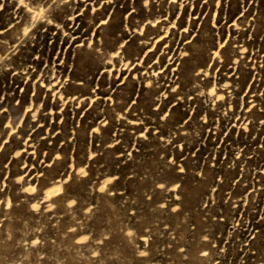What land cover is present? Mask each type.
Returning <instances> with one entry per match:
<instances>
[{
	"label": "rangeland",
	"instance_id": "rangeland-1",
	"mask_svg": "<svg viewBox=\"0 0 264 264\" xmlns=\"http://www.w3.org/2000/svg\"><path fill=\"white\" fill-rule=\"evenodd\" d=\"M0 4V40L7 41L0 44V68H10L0 73V264H264V0H220L219 6L196 0L191 7L161 0L148 8L144 0H77L64 10L75 21H57L71 39L52 27L39 31L38 23L35 41L19 39V25L10 29L12 0ZM253 13L256 33L233 27H245ZM121 44L125 62L141 61L131 74L113 70L118 59L105 71V60ZM241 45L248 51L241 53ZM218 50L222 63L214 59ZM182 51L190 55L181 57ZM157 57L159 67L151 70L165 71L149 89L142 73ZM234 59L240 60L237 75ZM53 64L60 81H70L66 89L55 84L53 92L84 102L61 112L48 93L33 122L24 116L32 85L41 73L51 77ZM156 79L169 91L172 80L179 85L159 108L155 98L164 88L155 87ZM213 79L217 86L236 82L230 107L223 92H217L226 96L223 103L196 97L193 85H209L204 90L211 93ZM52 83L44 79L46 87ZM116 113L125 119L117 122ZM165 113L169 118L161 120ZM105 118L108 126L94 134ZM114 140L120 143L108 147ZM205 251L209 255L201 256Z\"/></svg>",
	"mask_w": 264,
	"mask_h": 264
},
{
	"label": "clouds",
	"instance_id": "clouds-1",
	"mask_svg": "<svg viewBox=\"0 0 264 264\" xmlns=\"http://www.w3.org/2000/svg\"><path fill=\"white\" fill-rule=\"evenodd\" d=\"M77 2V0H39V2H37V0H12V3H14L16 5V9L14 12V16H16V21L14 24H12L10 26L11 28H15L17 27V25L20 26V31H21V35L19 37V39L23 40L24 38H28L30 41H35L37 38V28H38V23H39V31L42 32H47L48 27H52L57 29L61 34L62 37H68V38H72L70 37L69 32L64 31V24L63 23H59L57 21L61 20L64 17H67V19H71L72 21H75L76 16L75 15H68L67 12H64L66 8V6H72ZM104 3L106 4H111L113 3V0H103ZM152 2H161V0H144V6L145 8H148L150 3ZM177 0H169V4H174L176 3ZM196 0H181V7L187 5L189 7L193 6L195 4ZM209 2V0H202V5L203 4H207ZM215 3L217 6H219L220 4V0H215ZM34 6H38L39 7V11H35ZM3 9V4H0V10ZM21 10L22 13H21ZM98 9L93 8L92 11L93 13H95ZM248 9L245 8L243 12L240 13L241 16H244V13L247 12ZM82 15V13H81ZM256 19H257V14L253 13L251 16L246 17L245 18V27H241L240 25H233V27H235L237 29V31H248V29H251L252 32L256 33ZM150 24H152V22H149ZM160 21H156L155 24H159ZM103 24L107 25L108 21L105 20L103 21ZM155 24H153L152 26L155 27ZM173 28L176 27V25H172ZM8 29V30H10ZM6 30V31H8ZM189 29L188 28H184L183 31L187 32ZM55 32L52 33L53 36H55ZM4 33H0V36H3ZM140 35H143V33H140ZM249 39H251V32L249 33ZM7 43L6 40H0V44H5ZM188 43H191V41H188ZM81 47H83V45H81ZM225 45H220V48H224ZM88 48L89 50L92 49V43L90 42L88 44ZM165 48H167V45H165ZM120 49L121 51H118L115 53V56H109L106 60H105V71H108L107 65H113V59H118L120 61V68H116L115 65H113V70L114 71H121V70H127V72L129 74H131L133 72V69L136 68L138 66V64L141 63L140 59L137 58V60L135 62L129 60L127 62H125V56L123 54V49H124V44L120 45ZM149 52L152 51V49L148 50ZM239 51L241 53L247 52L248 50L246 48H244L242 45L239 46ZM96 52L99 53L100 55H104V53L101 51V49L99 47L96 48ZM148 53H145V56H147ZM167 51H161L160 52V56H167ZM190 55V53L188 51H182L181 52V57H188ZM38 59V58H37ZM215 60H220L221 63L222 58L220 55V51L218 50L215 54L214 57ZM241 59H243V56H241ZM169 60H171V57H169ZM0 63H2V61H0ZM240 66V60L234 59L233 63H232V68L234 69V71L232 72V75H237L235 69L238 68ZM264 66V65H262ZM155 67H159V57H157V59L155 61H153V63L148 65V68L142 73V75L144 77H147L146 80H142V83H146L147 87L149 89L153 88V78H159L161 75L164 74L165 69L164 68H160V70L158 71H153L151 69L155 68ZM45 68L47 69V65H45ZM55 69H56V65L53 64V67L51 69L53 75L51 77H45V75L43 73H41V78L39 80H37L35 83H33L32 85V100L30 101L29 105L26 107L25 111H24V116L27 117L29 114H31V120L33 122H37L38 121V117H40V115L43 113V109H44V98L47 97L48 93H52V100L53 102L59 101L60 102V111L63 112L64 108L69 105L70 103H74V104H80L83 103L84 101L82 99H78V98H69V99H65V94L64 92H61L60 90H57L55 92H53V88L55 87V84H60V87L62 89H66L67 86L69 85L70 81L65 79L63 82L60 81V79L58 78V76L55 74ZM10 68H0V73H3L4 71H9ZM176 69H173V72H175ZM32 72H35V69H32ZM16 75H20V73H16ZM24 83H28L30 77L27 75V73H24ZM195 76L197 77H203L204 79H208V73L207 72H202V71H197L195 73ZM48 78L51 81H53L54 83L50 84L49 86H45L44 85V79ZM111 73L109 72V79H111ZM119 77H117L118 79ZM135 78V77H134ZM127 79V77L125 78ZM169 77L165 76V80H168ZM37 84L40 86L39 88H37ZM172 84L175 86H172L170 88V91L168 89V87L166 85H163L159 82L158 79L155 80V87L157 89L160 88H164V91L160 92L159 95L156 96L155 100H156V107L159 108V106L168 99V96L170 94L173 93H177L178 89H179V85L176 84L175 80H172ZM209 85H204L201 86L200 83H195L193 85L194 91H195V95L196 97H206L208 95H211V97L218 101V102H225L226 101V96L224 94H221L219 96H217V92H223L227 94V101L229 103V107H230V102L233 98L232 93L234 91H236V82H232V83H228L225 82L222 85L217 86V81L215 79H213L212 84L210 85V87L212 88L211 93H208L204 90V87H208ZM41 89H45V91L41 94ZM21 91H23V89H21ZM100 99V97H95V100ZM177 100H180V97L177 96ZM37 101H39V103H37ZM92 101V103H93ZM0 102L2 101V98H0ZM111 97H109V104H111ZM89 107H91V104L89 105ZM252 107H255V105H253ZM248 111H251V108L248 109ZM0 115H3V111H0ZM47 115V114H45ZM101 115H103V113H101ZM221 115L226 116L227 112L221 113ZM116 120L117 122L122 121L125 119V117L119 113H116ZM169 118L168 114L165 113L163 116H161V120H167ZM22 121L20 122L19 126H22ZM108 120L105 119H101L99 122V125L96 128L92 129V132L96 135H99L101 132L102 128H105L108 126ZM129 123H131V121H129ZM142 123V121H141ZM204 123H207V120H204ZM260 124H264V120H260ZM19 126L17 128V131L19 130ZM6 127L8 129H12V122L9 120V122L7 123ZM38 127H43L42 124H38ZM240 127L247 132L248 131V124L247 123H242L240 124ZM34 131V130H33ZM147 131V129H146ZM184 135H189V133L185 132ZM174 137H170L167 141H165V144H171L172 143V139ZM145 139H147V137L145 136ZM5 143H7V141H5ZM120 143L119 140H114L113 144L108 145V147H114L115 144ZM2 145H0V150H2ZM242 151V150H241ZM17 155H19V153H17ZM130 155V154H129ZM56 160H60L62 159L61 156L57 155L55 157ZM92 159H95V155L92 156ZM237 159H239V155H237ZM234 163V162H233ZM181 172L184 171L183 168L179 169ZM81 173L83 176H87V172L84 171L83 169L81 170ZM115 179H118V177H114L112 179H110L108 182L109 183H113L115 181ZM165 187V185L163 184H158L157 188L163 189ZM180 188L179 184L175 185V189ZM175 189H171V190H175ZM25 191H31V192H35V189H26ZM176 200L180 199V196H176L175 197ZM161 207H163V205H161ZM178 209L177 208H172L173 212H176ZM71 231H75V229H71ZM127 235H133V233L128 232L126 233ZM107 238V237H106ZM253 239H255V237L253 236ZM11 240V235L8 234L7 235V241ZM204 240L207 241L208 238L204 237ZM86 240H81V241H77V243L83 244L85 243ZM181 252H184V249H180ZM99 252H96L93 254V258H98L99 257ZM139 255L141 257L147 256L148 252L147 251H140ZM209 255V253L207 251L202 252L201 256L203 257H207ZM24 260L28 259L27 256L23 257ZM40 260L45 259V257L40 256L39 257ZM11 264H22V261H17V260H13L11 261Z\"/></svg>",
	"mask_w": 264,
	"mask_h": 264
},
{
	"label": "snow or ice",
	"instance_id": "snow-or-ice-1",
	"mask_svg": "<svg viewBox=\"0 0 264 264\" xmlns=\"http://www.w3.org/2000/svg\"><path fill=\"white\" fill-rule=\"evenodd\" d=\"M93 103H95V101H93Z\"/></svg>",
	"mask_w": 264,
	"mask_h": 264
}]
</instances>
